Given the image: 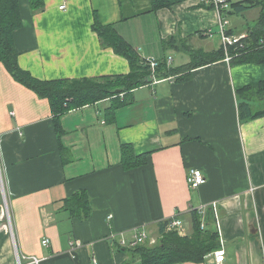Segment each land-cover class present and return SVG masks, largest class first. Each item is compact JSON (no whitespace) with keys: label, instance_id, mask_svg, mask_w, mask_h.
<instances>
[{"label":"crops","instance_id":"crops-1","mask_svg":"<svg viewBox=\"0 0 264 264\" xmlns=\"http://www.w3.org/2000/svg\"><path fill=\"white\" fill-rule=\"evenodd\" d=\"M152 1L43 0L33 12L18 0V65L38 80L128 74V61L93 30L97 23L113 26L141 59L182 67L188 51L222 47V19L225 33L247 36L259 15L258 8L239 15L228 7L220 16L213 0H163L168 6L158 9ZM175 79L155 76L120 107L106 99L68 110L57 130L49 100L0 62V264H17L18 256L41 257L40 264H142L130 250L134 234L154 247L160 226L175 216L189 238L190 210L201 206L200 222L224 251L221 264H264V117L240 121L236 95L264 82V64L222 60L192 70L188 81ZM251 104L264 110V101ZM123 145L143 157L137 167L123 168ZM192 169L206 179L196 190L187 184ZM80 190L92 207L82 221L64 208ZM73 242L80 244L75 251ZM173 264L217 263L210 253Z\"/></svg>","mask_w":264,"mask_h":264},{"label":"trees","instance_id":"trees-1","mask_svg":"<svg viewBox=\"0 0 264 264\" xmlns=\"http://www.w3.org/2000/svg\"><path fill=\"white\" fill-rule=\"evenodd\" d=\"M33 12L43 9V0H28ZM153 8L168 6L163 0H153ZM230 14H243L252 9H259V15L253 28L248 29L244 41V49H230L231 66L243 64H264V0H236L230 2ZM22 26L18 0H0V62L12 77L33 91L36 95L49 100L56 120L68 110L96 104L102 100H112L113 106H123L129 102V97L137 87L151 81V72L144 59L127 44L113 26L94 24L93 30L107 47L125 58L129 64V72L124 75L101 76L95 78L38 80L30 73L21 69L17 62V53L13 44V32ZM230 34V33H229ZM188 51V49H187ZM190 62L182 67H166V59L159 61L155 72L159 79L174 76L176 82H185L191 78V71L208 66L225 59L223 48L213 52L190 50ZM236 95L242 101L238 105L240 121H248L264 117V110L254 111L253 99L264 101V82L256 88L247 86ZM121 164L124 169H132L141 163L142 156H136L130 145L121 148ZM65 210L72 218L80 221L86 219L92 207L88 194L80 190L65 200ZM193 234L189 238L180 237L177 232H165L167 221L159 228V242L154 247L146 245L130 249L142 264H173L177 262H201L205 256L220 248L219 237L216 232L200 228L198 214L191 212Z\"/></svg>","mask_w":264,"mask_h":264},{"label":"built area","instance_id":"built-area-1","mask_svg":"<svg viewBox=\"0 0 264 264\" xmlns=\"http://www.w3.org/2000/svg\"><path fill=\"white\" fill-rule=\"evenodd\" d=\"M236 0H213L214 6L215 8L219 11L220 16L221 14H225L226 9L229 7L228 3L230 2H234ZM63 7H61L62 9ZM227 25V21L225 20H221L220 21V25H219V29H220V37H221V44H222V48L225 52V61L229 63V61L232 59L231 55L229 54L230 49H244L245 48V44L244 41L247 36H232V35H228L226 32V30H224V27ZM146 65L149 66L150 68V72L152 74L151 79L152 81H154L155 79V72L157 70V68L159 67V60L156 59H144ZM166 63L167 66L169 67V65H171V60L170 59H166ZM169 80H174L172 77L168 78ZM206 182L205 177L203 176L202 172L196 169H192L188 172L187 175V184L189 186L190 189L192 190H196L199 187H201L204 183ZM0 187L4 188V182L2 179V175H1V168H0ZM211 210L214 211L215 213V206L212 205L210 206ZM206 207L205 206H201L199 208H192L190 210V212H194L196 214H198V216H202L204 214ZM205 227V225L203 223L200 222V228L203 229ZM169 231H175L177 232V234L181 237L184 235V231H183V224L182 221L178 218V217H173L169 220H167V224H166V228H165V232H169ZM145 238L146 235L144 233H136L132 236V240L130 242V247L131 248H136L137 246L140 245H144L145 242ZM49 244V240L47 239H43L41 241V245L43 247H47ZM124 241L121 242V245L123 246ZM80 247L79 242H73L71 244V251H75L77 250V248ZM212 256L214 257V260L217 264H221L223 259H224V251L222 250V248L214 251L212 253ZM43 261V258L41 257H37V256H24L23 258H20L19 256L17 257V264H40ZM93 263L97 264V261L95 259H93Z\"/></svg>","mask_w":264,"mask_h":264},{"label":"rangeland","instance_id":"rangeland-1","mask_svg":"<svg viewBox=\"0 0 264 264\" xmlns=\"http://www.w3.org/2000/svg\"><path fill=\"white\" fill-rule=\"evenodd\" d=\"M257 9V8H256ZM254 10V9H253ZM233 18H236V17H233ZM232 18V19H233ZM241 18V17H240ZM235 20V19H234ZM238 21L239 22H241L242 21V19H238ZM216 40H217V37L215 38ZM184 55H187L186 53H181V55L180 56H183L184 58H186ZM176 61H177V59H175ZM176 63H178V62H174V64L173 65H177Z\"/></svg>","mask_w":264,"mask_h":264}]
</instances>
